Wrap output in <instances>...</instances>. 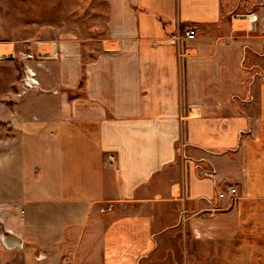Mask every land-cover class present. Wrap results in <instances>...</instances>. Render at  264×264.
Here are the masks:
<instances>
[{"label":"crops","instance_id":"1","mask_svg":"<svg viewBox=\"0 0 264 264\" xmlns=\"http://www.w3.org/2000/svg\"><path fill=\"white\" fill-rule=\"evenodd\" d=\"M83 1L12 103L0 264H264V0Z\"/></svg>","mask_w":264,"mask_h":264},{"label":"rangeland","instance_id":"2","mask_svg":"<svg viewBox=\"0 0 264 264\" xmlns=\"http://www.w3.org/2000/svg\"><path fill=\"white\" fill-rule=\"evenodd\" d=\"M99 13L103 12H99L95 3L83 0H0V52L3 55L0 58V143L10 140L8 126L10 124L11 128L13 122L17 123L10 115L12 103L41 90L40 69L46 59H29L27 52L32 51L34 43L59 42L60 36L65 33L101 35L105 26L103 15ZM28 63H32L37 72L38 87L20 93L22 68ZM2 206L0 200V227L4 220Z\"/></svg>","mask_w":264,"mask_h":264},{"label":"built area","instance_id":"3","mask_svg":"<svg viewBox=\"0 0 264 264\" xmlns=\"http://www.w3.org/2000/svg\"><path fill=\"white\" fill-rule=\"evenodd\" d=\"M237 17H243L244 19L255 20L256 16L252 14H241ZM196 34V29L189 27L184 31V36L187 39H193ZM56 54V42L46 41L34 43L33 49L30 52H27L26 57L29 59L39 58V59H48ZM3 57L0 52V58ZM35 61V60H32ZM38 87V78L37 72L34 69L32 63L24 65L22 68V77L20 79V93H26L34 88ZM227 191L231 196L236 194V188L234 186L228 187V189L222 188L218 196L224 197L227 194Z\"/></svg>","mask_w":264,"mask_h":264},{"label":"water","instance_id":"4","mask_svg":"<svg viewBox=\"0 0 264 264\" xmlns=\"http://www.w3.org/2000/svg\"><path fill=\"white\" fill-rule=\"evenodd\" d=\"M13 237V233L9 231L8 229H2L0 231V241L3 244L5 248H15V247H22L20 244V239H18V242L16 243H10L9 240Z\"/></svg>","mask_w":264,"mask_h":264}]
</instances>
